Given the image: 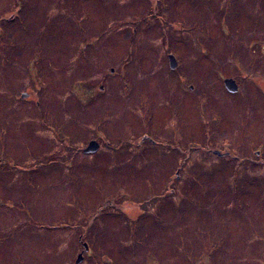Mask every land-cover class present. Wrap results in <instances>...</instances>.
<instances>
[{
	"label": "rangeland",
	"instance_id": "1",
	"mask_svg": "<svg viewBox=\"0 0 264 264\" xmlns=\"http://www.w3.org/2000/svg\"><path fill=\"white\" fill-rule=\"evenodd\" d=\"M81 252L264 264V0H0V264Z\"/></svg>",
	"mask_w": 264,
	"mask_h": 264
},
{
	"label": "water",
	"instance_id": "2",
	"mask_svg": "<svg viewBox=\"0 0 264 264\" xmlns=\"http://www.w3.org/2000/svg\"><path fill=\"white\" fill-rule=\"evenodd\" d=\"M168 61H169L168 65L170 66L172 70L177 68L178 64L176 63V58L174 55L170 54L168 56ZM223 84L225 85V88L227 89V91L230 93H234V91H236L237 89V85L235 84V81L232 79H229V78L224 79ZM22 97L25 98L26 95H22ZM98 148H99V145L97 144L95 140L89 141L87 147L82 150V153L83 154H93L98 150ZM215 152L216 154L220 155L218 151H215ZM83 248H84L83 251L87 252L88 248L85 244H83ZM82 255H83L82 252L78 254L77 260L75 261L74 264H79L82 261V258H83Z\"/></svg>",
	"mask_w": 264,
	"mask_h": 264
},
{
	"label": "flooded vegetation",
	"instance_id": "3",
	"mask_svg": "<svg viewBox=\"0 0 264 264\" xmlns=\"http://www.w3.org/2000/svg\"><path fill=\"white\" fill-rule=\"evenodd\" d=\"M98 144V143H97ZM99 145V144H98ZM100 147V146H99ZM99 149V148H98Z\"/></svg>",
	"mask_w": 264,
	"mask_h": 264
},
{
	"label": "trees",
	"instance_id": "4",
	"mask_svg": "<svg viewBox=\"0 0 264 264\" xmlns=\"http://www.w3.org/2000/svg\"><path fill=\"white\" fill-rule=\"evenodd\" d=\"M93 98V97H92Z\"/></svg>",
	"mask_w": 264,
	"mask_h": 264
}]
</instances>
